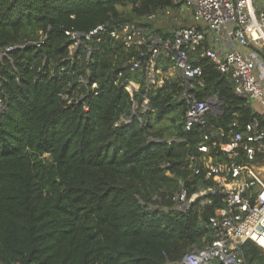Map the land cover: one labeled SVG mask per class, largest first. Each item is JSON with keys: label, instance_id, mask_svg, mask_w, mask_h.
<instances>
[{"label": "trees", "instance_id": "obj_1", "mask_svg": "<svg viewBox=\"0 0 264 264\" xmlns=\"http://www.w3.org/2000/svg\"><path fill=\"white\" fill-rule=\"evenodd\" d=\"M180 4L0 0V50L12 48L0 55V264L180 263L210 240L207 222L221 196L174 209L178 178L191 183L188 157L198 155L201 140L184 127L178 78L152 88L147 63L131 70L135 47L103 31L72 51L67 34L118 21L143 24ZM198 64V97L224 101L211 123L228 130L233 119L245 124L259 116L211 58ZM131 82L140 87L132 90ZM243 249L249 262L264 264L255 243Z\"/></svg>", "mask_w": 264, "mask_h": 264}, {"label": "built area", "instance_id": "obj_2", "mask_svg": "<svg viewBox=\"0 0 264 264\" xmlns=\"http://www.w3.org/2000/svg\"><path fill=\"white\" fill-rule=\"evenodd\" d=\"M178 2L190 7L193 23L172 30L170 37L148 32L135 22L118 21L101 24L83 33L81 39L79 32L68 31L74 40L72 51L83 39L109 31L127 48L139 51L131 70L147 63L150 87H162L167 80L178 78L183 88L177 98L186 104L184 127L198 130L201 140L198 155L188 157L191 183L178 178L174 209L186 212L198 199L202 204L212 203L211 194L221 196L223 203L207 222L210 240L186 253L182 263L259 264L247 260L243 246L252 241L264 253V112L245 124L233 119L226 130L211 123L209 117L222 113L216 109L224 101L218 96L200 98L195 91L204 86L198 62L207 56L238 96L252 103L260 101L264 108V6L258 9L254 0H175ZM159 15L154 12L147 19L155 21ZM229 22H235L233 30L227 28ZM163 56L172 66L164 75L157 66ZM145 98L142 104H149Z\"/></svg>", "mask_w": 264, "mask_h": 264}, {"label": "rangeland", "instance_id": "obj_3", "mask_svg": "<svg viewBox=\"0 0 264 264\" xmlns=\"http://www.w3.org/2000/svg\"><path fill=\"white\" fill-rule=\"evenodd\" d=\"M254 3L258 9L264 6V0H254ZM128 10L129 7L128 8L122 7V11L127 15H129V13H127ZM158 18H159L158 20L152 21V23L146 19H141V22H143V24L141 25L144 26L148 32L154 31L153 28L151 27H155V28H162V30H164L163 33H167V32H172V30L176 29L177 27L191 25L193 23L191 9L184 2H181V4L177 7L169 8L166 9L165 11H162L158 16ZM234 27H235V22L227 23V28L229 30H233ZM155 32H157V30ZM162 58H167V57L163 56ZM165 64L166 63H162L163 66H165ZM252 104L258 113L263 114L264 108L260 101L253 102Z\"/></svg>", "mask_w": 264, "mask_h": 264}, {"label": "crops", "instance_id": "obj_4", "mask_svg": "<svg viewBox=\"0 0 264 264\" xmlns=\"http://www.w3.org/2000/svg\"><path fill=\"white\" fill-rule=\"evenodd\" d=\"M161 59L168 61L167 58H161ZM161 59H160L159 61H157V64L163 61V60H161ZM159 65H161V66H158V70H161L162 75H164L165 73H167L168 70L172 69L171 64L168 65L167 70H164L163 67H165V66H163L161 63H160ZM166 66H167V65H166ZM158 75H159V77L161 76L160 73H158ZM130 86H131V88L134 89V90H137V89L140 87V85H139L138 83H136V82H131ZM145 99H147V98H145ZM149 101H150V100H149ZM142 105L145 106V110H146V111H147V109H149V105H150V104L147 103L146 105H144V104H142ZM135 106H136V109H135V112L133 113V115L136 113V111L139 110L138 105H135ZM142 115H143V117H146V112H145V113L142 112Z\"/></svg>", "mask_w": 264, "mask_h": 264}, {"label": "water", "instance_id": "obj_5", "mask_svg": "<svg viewBox=\"0 0 264 264\" xmlns=\"http://www.w3.org/2000/svg\"><path fill=\"white\" fill-rule=\"evenodd\" d=\"M82 36H83V33H82V32H79V38H80V39L82 38ZM0 54H1V55H5V54H6V50H5V51H4V50L0 51ZM220 100L223 102V99H220ZM149 104H150V102H149ZM0 108H1V106H0ZM216 111H218V112H223V111H224V108L222 107V108H220L219 110L216 109ZM170 264H183V263L180 262V263H170Z\"/></svg>", "mask_w": 264, "mask_h": 264}]
</instances>
